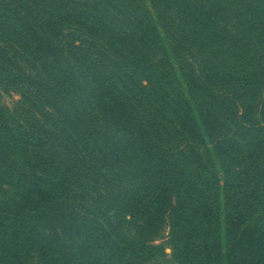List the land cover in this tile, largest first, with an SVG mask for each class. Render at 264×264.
I'll return each instance as SVG.
<instances>
[{
  "label": "trees",
  "instance_id": "obj_1",
  "mask_svg": "<svg viewBox=\"0 0 264 264\" xmlns=\"http://www.w3.org/2000/svg\"><path fill=\"white\" fill-rule=\"evenodd\" d=\"M2 84L0 264H264V0H0Z\"/></svg>",
  "mask_w": 264,
  "mask_h": 264
},
{
  "label": "rangeland",
  "instance_id": "obj_2",
  "mask_svg": "<svg viewBox=\"0 0 264 264\" xmlns=\"http://www.w3.org/2000/svg\"><path fill=\"white\" fill-rule=\"evenodd\" d=\"M21 93L20 90H16L10 86H6V84L0 85V104L9 110H12L16 105H18L21 102ZM8 192H12L10 189ZM164 235L167 234V231L163 233ZM165 240L157 241L164 242ZM165 251L167 254H170V249L168 247H165Z\"/></svg>",
  "mask_w": 264,
  "mask_h": 264
}]
</instances>
